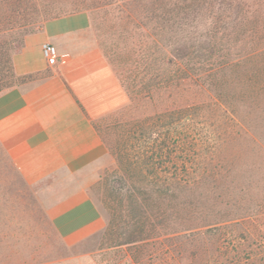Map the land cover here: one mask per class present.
<instances>
[{
  "label": "trees",
  "instance_id": "trees-1",
  "mask_svg": "<svg viewBox=\"0 0 264 264\" xmlns=\"http://www.w3.org/2000/svg\"><path fill=\"white\" fill-rule=\"evenodd\" d=\"M85 9L116 40L108 53L130 100L112 147L129 221L160 225L165 202L187 199L178 212L201 216L173 221L175 239L205 230L211 243L218 237L211 264H264V177L254 179L264 171L246 166L245 177L226 153H264V0H0V92L17 86L14 78L28 81L13 64L26 35ZM18 30L21 41L11 35ZM37 255L16 264H35Z\"/></svg>",
  "mask_w": 264,
  "mask_h": 264
},
{
  "label": "crops",
  "instance_id": "crops-1",
  "mask_svg": "<svg viewBox=\"0 0 264 264\" xmlns=\"http://www.w3.org/2000/svg\"><path fill=\"white\" fill-rule=\"evenodd\" d=\"M91 15L76 12L46 21L13 54L14 71L28 81L0 92V144L41 194L51 223L68 245L98 234L106 223L80 175L107 157L93 124L98 113L126 101L119 79L90 37ZM54 45L51 66L43 45Z\"/></svg>",
  "mask_w": 264,
  "mask_h": 264
},
{
  "label": "rangeland",
  "instance_id": "rangeland-1",
  "mask_svg": "<svg viewBox=\"0 0 264 264\" xmlns=\"http://www.w3.org/2000/svg\"><path fill=\"white\" fill-rule=\"evenodd\" d=\"M85 10L90 13L92 19L90 37L116 75L111 55L108 53L112 51V44L116 43V40L96 13L94 15L91 10ZM25 33V30H18L11 35L21 41ZM12 82L15 85L20 84L18 78H14ZM123 92L126 96L125 102L93 117V124L103 139L108 154L106 159L84 171L80 175V181L89 185V195L98 207L106 226L103 231L82 242L66 244L51 225L44 202L45 197L50 199L52 195L49 193L43 196L41 192L47 190L53 180L48 179L35 185L27 183L14 165L20 175L16 172L0 144V264H16L19 258L20 261H27L35 250L39 254L33 261L35 264H211L213 255V258L218 259V237H214L211 243L210 237L204 234L205 230H202L204 232L199 237L180 240L173 237V230L179 228L173 225V221L181 216L188 218L190 213L193 218L201 216V210L196 213L194 209L178 212V204L183 201L188 203L187 199L165 202L168 212L160 225L154 218L142 220L140 224L129 221L128 213L122 208L127 204L126 183H118L116 180L119 169L112 149L117 140L116 122L122 114L128 112L130 104L127 92L124 89ZM226 153L237 155V165L245 172V177L252 175L246 166L251 170L254 166L264 171L262 151L241 148ZM18 177L22 180L21 183H18ZM254 177L257 181L262 180L264 173H256ZM162 209L166 211L164 207ZM38 214L46 215L47 221L39 219ZM193 221V225H201V220ZM136 230H139V234H134ZM29 233H33L32 238L28 237ZM133 236L140 237L141 242L137 245L125 244V241ZM19 247L21 251L17 254ZM47 257L52 260L49 261Z\"/></svg>",
  "mask_w": 264,
  "mask_h": 264
},
{
  "label": "built area",
  "instance_id": "built-area-1",
  "mask_svg": "<svg viewBox=\"0 0 264 264\" xmlns=\"http://www.w3.org/2000/svg\"><path fill=\"white\" fill-rule=\"evenodd\" d=\"M43 55L49 65L54 66L58 63L59 53L54 45L45 43L43 45Z\"/></svg>",
  "mask_w": 264,
  "mask_h": 264
}]
</instances>
